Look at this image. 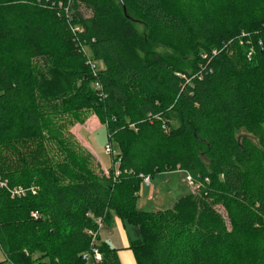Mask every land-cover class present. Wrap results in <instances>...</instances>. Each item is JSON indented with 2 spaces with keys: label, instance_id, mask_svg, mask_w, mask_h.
Segmentation results:
<instances>
[{
  "label": "trees",
  "instance_id": "1",
  "mask_svg": "<svg viewBox=\"0 0 264 264\" xmlns=\"http://www.w3.org/2000/svg\"><path fill=\"white\" fill-rule=\"evenodd\" d=\"M91 114L119 176L65 130ZM263 123L264 0H0V182L28 190L0 187V264H121L100 237L82 257L115 219L136 264H264ZM177 169L197 192L139 211L140 176Z\"/></svg>",
  "mask_w": 264,
  "mask_h": 264
},
{
  "label": "rangeland",
  "instance_id": "2",
  "mask_svg": "<svg viewBox=\"0 0 264 264\" xmlns=\"http://www.w3.org/2000/svg\"><path fill=\"white\" fill-rule=\"evenodd\" d=\"M79 13L85 18L92 15V12L85 7H81ZM140 31H142V28H140ZM155 51L157 54L164 57H173L172 51L167 48L157 47ZM98 68L101 69L102 65L99 64ZM65 122V130L67 134L72 136L75 144L92 155L96 170H102L105 176H108L109 171L112 170V168L114 171L118 170L119 163L115 164L114 159L120 155L119 148L109 141L107 128L100 123L95 115L91 114L83 124L75 122L71 123L68 120ZM243 134L245 133L243 132ZM249 136L255 144L260 145V143L264 141V123L257 132L250 134ZM108 145H111L113 148L112 155L107 154L105 151ZM187 177L188 175L186 172L177 169L174 172L159 174L154 178H151V187H146L142 184L137 202V209L141 212L166 210L171 208L173 203L185 194L197 192V186L191 185L187 181ZM152 187L153 194H151ZM217 209L230 227L226 210L222 206H219ZM124 224L126 225V238H130L132 241L138 239L140 235L139 229L126 223ZM101 231L102 239L104 241H109L110 239L113 248H123L124 239L122 238V233L118 232L116 228H106V226L103 225ZM3 260L4 255L0 250V261Z\"/></svg>",
  "mask_w": 264,
  "mask_h": 264
},
{
  "label": "built area",
  "instance_id": "3",
  "mask_svg": "<svg viewBox=\"0 0 264 264\" xmlns=\"http://www.w3.org/2000/svg\"><path fill=\"white\" fill-rule=\"evenodd\" d=\"M80 29L79 28H75L74 29V32L77 33L79 32ZM92 72L94 74H96L98 72V66L95 62L93 61H89L88 62ZM95 89L96 90H101V86L100 84H95ZM106 153L109 154V155H112L113 154V148L111 145H108L106 147ZM115 174L116 176H119L120 172H119V169L117 171H115ZM141 179H142V184L146 187H151L152 186V183H151V177L150 176H144V175H141L140 176ZM187 181L191 184V185H194L193 182H192V179L190 176L187 177ZM195 186V185H194ZM0 187L1 188H5L7 189V191L12 195V197H21V196H25L27 191L26 189H23V188H14V189H10V187L8 186V184L6 182H0ZM199 187L197 186V189ZM31 191H34L35 188H31L30 189ZM33 217L34 218H38V213H33ZM97 224H98V230L97 231H90L88 234L90 235L91 237V251L90 252H87L85 253L82 257H83V260H85L86 262L88 263H99L101 260H102V254L101 252L99 251V237H100V233H101V229H102V226H103V223L100 222V221H96Z\"/></svg>",
  "mask_w": 264,
  "mask_h": 264
},
{
  "label": "crops",
  "instance_id": "4",
  "mask_svg": "<svg viewBox=\"0 0 264 264\" xmlns=\"http://www.w3.org/2000/svg\"><path fill=\"white\" fill-rule=\"evenodd\" d=\"M104 171L106 172L105 169H104ZM151 194H153V187L151 188ZM111 227L116 228V230L118 232L122 233V238L124 239V245H123V248L122 249L114 248V249H117V251H118L117 252V255H118V258H119L120 263L121 264H136L135 256H134L133 252L129 249L130 242L132 240H130V238H128V237L126 238V233H125V227H126V225L121 220L115 219L114 220V223H113V225ZM100 238H101V241L102 242L107 243L111 248H113L111 246L110 239H109V241H104L102 239V237H101V233H100ZM139 238H140V235H139L138 239ZM138 239H136V240H138Z\"/></svg>",
  "mask_w": 264,
  "mask_h": 264
}]
</instances>
